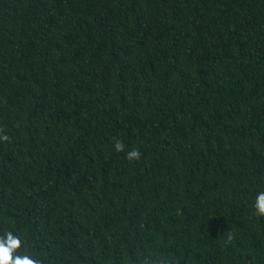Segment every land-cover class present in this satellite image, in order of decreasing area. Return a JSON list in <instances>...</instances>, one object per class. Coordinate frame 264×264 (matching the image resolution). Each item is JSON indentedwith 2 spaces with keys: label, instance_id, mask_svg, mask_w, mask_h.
<instances>
[{
  "label": "trees",
  "instance_id": "trees-1",
  "mask_svg": "<svg viewBox=\"0 0 264 264\" xmlns=\"http://www.w3.org/2000/svg\"><path fill=\"white\" fill-rule=\"evenodd\" d=\"M0 136L40 264H264V0H0Z\"/></svg>",
  "mask_w": 264,
  "mask_h": 264
},
{
  "label": "clouds",
  "instance_id": "clouds-1",
  "mask_svg": "<svg viewBox=\"0 0 264 264\" xmlns=\"http://www.w3.org/2000/svg\"><path fill=\"white\" fill-rule=\"evenodd\" d=\"M7 136H0V140H6ZM125 146L120 139H115L112 143V150L115 153H124V159L129 162L138 160L140 151L133 147L124 150ZM252 214L255 217H264V190H256L251 197ZM21 246H23L21 248ZM31 247L20 236L15 235V229L4 231L0 234V264H40L33 253Z\"/></svg>",
  "mask_w": 264,
  "mask_h": 264
}]
</instances>
